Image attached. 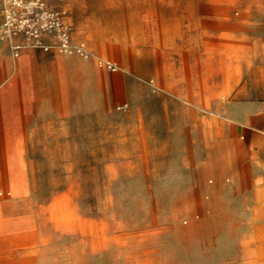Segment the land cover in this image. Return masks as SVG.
Listing matches in <instances>:
<instances>
[{
	"label": "rangeland",
	"instance_id": "obj_1",
	"mask_svg": "<svg viewBox=\"0 0 264 264\" xmlns=\"http://www.w3.org/2000/svg\"><path fill=\"white\" fill-rule=\"evenodd\" d=\"M37 3L68 10L101 74L1 81L4 264H264V194L228 174L206 183L233 145L221 122L264 89L208 88L205 64L213 50L231 78L252 70L238 62L264 36L244 35V18L264 0L23 1ZM191 72L196 89L174 85Z\"/></svg>",
	"mask_w": 264,
	"mask_h": 264
},
{
	"label": "crops",
	"instance_id": "obj_2",
	"mask_svg": "<svg viewBox=\"0 0 264 264\" xmlns=\"http://www.w3.org/2000/svg\"><path fill=\"white\" fill-rule=\"evenodd\" d=\"M244 21L254 26L245 29L244 35L264 36V16L244 18ZM2 22L3 10L0 4V83L7 78L9 87L18 83L25 84L33 79V70L38 67H44L56 81H63L70 73L100 77L101 69L94 56L67 52L56 45L48 48L25 46L16 57L10 45L11 39L3 32ZM75 35L80 39L79 35ZM16 40L22 42L23 38L18 36ZM206 57L205 64L209 68L206 74V87L229 88L232 82V87L237 89H264V51L254 50L253 54L247 55L254 59L240 60L239 64L252 66V70L238 69L232 73V78L228 69L230 61L225 52L215 54L213 50H206ZM215 66L217 70H213ZM216 72L221 74L220 80L217 81L221 84L217 85L214 84L213 78ZM198 79V73L191 72L189 80H181L183 84L176 82L174 85L196 89ZM246 103L249 105L248 108L237 118L221 122L219 135L222 141L233 145L223 154L216 153L214 160L219 163L218 175L207 176L206 183L209 181L212 191L217 185L226 183L227 174L239 184L248 178L253 185L255 200L258 201L264 194V93ZM231 132H236L237 136H232ZM4 241L5 239L0 240V258L6 250ZM0 264H4V259H0Z\"/></svg>",
	"mask_w": 264,
	"mask_h": 264
},
{
	"label": "built area",
	"instance_id": "obj_3",
	"mask_svg": "<svg viewBox=\"0 0 264 264\" xmlns=\"http://www.w3.org/2000/svg\"><path fill=\"white\" fill-rule=\"evenodd\" d=\"M24 0H9L5 4L4 33L22 42L12 44L15 55L24 46H59L67 52L87 53L83 39H77L66 8H51L48 4H23ZM12 3V4H11ZM111 67L113 64L109 62Z\"/></svg>",
	"mask_w": 264,
	"mask_h": 264
},
{
	"label": "bare ground",
	"instance_id": "obj_4",
	"mask_svg": "<svg viewBox=\"0 0 264 264\" xmlns=\"http://www.w3.org/2000/svg\"><path fill=\"white\" fill-rule=\"evenodd\" d=\"M20 54V53H19ZM19 54L15 55L16 57L19 56Z\"/></svg>",
	"mask_w": 264,
	"mask_h": 264
}]
</instances>
